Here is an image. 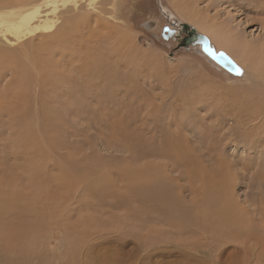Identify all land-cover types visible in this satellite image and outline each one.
Masks as SVG:
<instances>
[{"label":"rangeland","instance_id":"1","mask_svg":"<svg viewBox=\"0 0 264 264\" xmlns=\"http://www.w3.org/2000/svg\"><path fill=\"white\" fill-rule=\"evenodd\" d=\"M57 1L0 18V264H264V0Z\"/></svg>","mask_w":264,"mask_h":264},{"label":"bare ground","instance_id":"2","mask_svg":"<svg viewBox=\"0 0 264 264\" xmlns=\"http://www.w3.org/2000/svg\"><path fill=\"white\" fill-rule=\"evenodd\" d=\"M65 1H70V0H65ZM13 2H15L17 4V5H15L16 7L18 5H20V7H30V8L26 9L25 11L17 12V13H15L13 15H11V14H4V10H6V7L11 6V5L13 6ZM43 2L45 4H48V3H51L52 2L53 3V8H55V4L58 1L57 0H11V2L8 3V4H5L4 3L3 5H0V18H1V20L9 19L11 21V26L13 28L19 29L20 33H22V34H27V32H26L27 31V28H28L27 26L30 25L31 22L34 21V19L36 18V15L39 12V9H35V8H36V6L39 7V5L41 3H43ZM72 5L75 7V9H78L77 8V5H76V2L74 0H72ZM83 20L84 19L71 20L70 22H66L65 23L66 25L64 24L62 26H56V29H55L54 32H48V33H51V34H49V36H52L53 35V39H52L53 43H59V42L64 41L65 39L69 38L68 35H67L68 33H65L64 30L67 31V28H69V30H70L69 33H72L73 32L72 30H75L78 26H80V23L83 22ZM47 23H49V21H46L45 24H47ZM44 33H46V32H44ZM34 34H36V35H39L40 34V36H42V32H41L39 26H35V27L31 28L28 36L34 35ZM49 36H47V37H49ZM70 36L72 38V35H70ZM44 37H46V35ZM260 47L262 49V48H264V45L262 44V45H260ZM14 60H15V64L16 65H19L20 68L23 67L22 65H24V64L22 63V61H20L19 58H17V56H15ZM32 63H34V62H32ZM24 69H25V67H24ZM95 234L96 233H94L93 235H95ZM0 237H1V235H0ZM121 240H122V238H121ZM101 242H103V240ZM122 244H123V242H122ZM95 249H98V248L97 247H92V249H91L90 252L95 251ZM132 257H133V255H132ZM103 264H104V262H103Z\"/></svg>","mask_w":264,"mask_h":264},{"label":"water","instance_id":"3","mask_svg":"<svg viewBox=\"0 0 264 264\" xmlns=\"http://www.w3.org/2000/svg\"><path fill=\"white\" fill-rule=\"evenodd\" d=\"M190 29V36L184 40V45L198 47L202 55L210 59L214 65L220 67L229 75L237 78H242L244 76L245 70L230 55L225 51L218 50L206 35L197 32L194 28ZM165 31L170 32L169 28H166ZM208 49H211L212 55L209 54ZM236 68L240 69L239 74Z\"/></svg>","mask_w":264,"mask_h":264},{"label":"flooded vegetation","instance_id":"4","mask_svg":"<svg viewBox=\"0 0 264 264\" xmlns=\"http://www.w3.org/2000/svg\"><path fill=\"white\" fill-rule=\"evenodd\" d=\"M176 23L174 22H169V26L164 27V33L162 34V38L165 39L166 41H171V42H177V45L181 46L182 48L189 49L191 47L184 45V40L190 36L191 29L186 25L184 28H182V32H178L176 30ZM166 28H169L170 32H166Z\"/></svg>","mask_w":264,"mask_h":264},{"label":"snow or ice","instance_id":"5","mask_svg":"<svg viewBox=\"0 0 264 264\" xmlns=\"http://www.w3.org/2000/svg\"><path fill=\"white\" fill-rule=\"evenodd\" d=\"M208 52H209L210 55L213 54L212 51H211V49H208ZM236 71H237L238 74L240 73V69L239 68H236Z\"/></svg>","mask_w":264,"mask_h":264}]
</instances>
